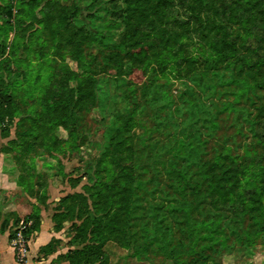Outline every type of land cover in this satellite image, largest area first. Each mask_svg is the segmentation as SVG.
Segmentation results:
<instances>
[{
	"label": "trees",
	"instance_id": "obj_1",
	"mask_svg": "<svg viewBox=\"0 0 264 264\" xmlns=\"http://www.w3.org/2000/svg\"><path fill=\"white\" fill-rule=\"evenodd\" d=\"M51 1L15 0L14 25L12 3L0 24V137H9L19 115L17 77L27 78L22 66L29 54L67 55L82 67L81 73L62 70L39 87L40 108L31 120L50 138L62 128L65 143L77 148L83 113L95 107L99 114L103 179L85 188L86 195L60 199L51 216L55 230L65 220H79L72 239L82 247L68 250L65 259L93 264L115 241L139 260L151 251L175 264H207L235 247L264 244V0H231L212 10L199 35L213 66L197 76V94L187 87L178 98L164 73L185 60L189 32L174 7H185L201 23L210 9L205 0H122L124 33L117 41L94 27L101 18L96 12L81 18L77 3ZM41 2L52 5L39 8L37 18ZM87 48L99 49L97 56ZM134 72L144 80H134ZM10 76L14 80L6 82ZM18 134L24 143L37 131ZM32 148L26 142L25 153ZM17 184L23 188V180ZM0 214L1 231L11 218V240L22 220ZM23 222H30L23 231L29 241L40 229V208L34 206ZM54 251L52 243L40 249L44 257Z\"/></svg>",
	"mask_w": 264,
	"mask_h": 264
},
{
	"label": "rangeland",
	"instance_id": "obj_2",
	"mask_svg": "<svg viewBox=\"0 0 264 264\" xmlns=\"http://www.w3.org/2000/svg\"><path fill=\"white\" fill-rule=\"evenodd\" d=\"M54 1L58 6H70L72 3H77L81 10V18L90 12H96L101 18L93 22L94 27L116 41L124 33L122 14L125 5L122 0H52L51 2ZM205 1L209 4L210 9L206 11V15L201 14L202 24L190 10L177 4L174 7L175 16L187 23L185 30L189 32V39L185 41V60L180 61L179 65H170L164 73L169 80V90L175 98H178L187 87L197 94V86L194 84L197 81V76L213 66V61L208 57V49L200 39L199 30L208 26L207 22L212 20L211 12L214 8L219 4L226 6L231 0ZM11 3L12 16L9 18V22L14 25L16 10L13 4H15V0H0V24H4L8 19L7 9ZM52 3L41 2L35 10L37 18H40L39 8H43L45 4L51 6ZM36 28L38 27L35 24L27 31V34H31ZM12 38L13 32L9 34L7 44ZM30 48H39V45L32 44ZM61 49L65 52L63 47ZM86 50V54L96 56L99 51L97 48H87ZM54 53L57 54V51ZM18 54L24 57L21 49ZM30 57L31 60L22 66L23 71L27 72V78L17 77L19 81L21 80L16 87L19 115L10 123L9 137L5 139L0 137V182L3 190L7 188L9 190V197H0V213L12 214V217L21 218L23 221V218L34 210V206H38L40 211L44 210V216L52 224V237L48 243H52V246L55 247V251L49 256V258L51 257L49 264H70L65 259L67 251L82 247L72 239L73 226L79 224V220L75 218L73 221L65 220L62 223V228L55 230L51 216L54 209L59 206L60 199L75 193L86 195L85 188H89L103 179V175L97 167L101 145V137L97 132L99 114L95 107H90L83 113L84 137L78 142L77 148L65 143L68 136L65 130L60 127L56 128L55 136L52 134L51 138L50 132L47 133L46 129L32 127L31 120L35 117L32 110L40 108L36 101L39 87L56 80L62 70L68 68V70L81 73L82 67L67 55L64 59L52 54L45 59H38L29 54V59ZM124 69L129 70L127 63H125ZM0 76L3 77L2 74ZM133 79L144 80L139 72L133 73ZM13 80V76L5 78L6 82ZM33 89L34 94L27 93ZM29 128H35L37 136L28 137L26 142L32 143L33 148L31 152L25 153L26 142L21 143L18 133ZM136 132H140V129ZM20 179L23 180V188L17 184ZM39 198L41 201H38ZM221 212L226 214L227 210L224 208ZM11 222L10 218L7 224L11 225ZM53 240H57L55 241L57 243H54ZM102 253V258L93 264H175L173 260L163 255H155L151 251H149L147 260H139L132 254V251L120 247L115 241L107 242L102 248ZM38 256V259L41 258L43 253ZM20 264H24V261ZM207 264H264V244L258 242L252 247H235L221 253L213 260H209Z\"/></svg>",
	"mask_w": 264,
	"mask_h": 264
},
{
	"label": "crops",
	"instance_id": "obj_3",
	"mask_svg": "<svg viewBox=\"0 0 264 264\" xmlns=\"http://www.w3.org/2000/svg\"><path fill=\"white\" fill-rule=\"evenodd\" d=\"M1 186L2 184L0 182V197H9L8 188L6 190H3ZM44 212V210L40 211L41 225L39 231L34 234L33 237L28 241V250L25 256L26 258L24 259V264H49L51 262V257L49 258L50 255L46 257L42 256L38 259L40 249L45 246L52 237V224H50V220L44 216ZM2 222L3 217L0 214V264H17L14 257V251L9 239L11 225L6 224L3 231H1Z\"/></svg>",
	"mask_w": 264,
	"mask_h": 264
},
{
	"label": "built area",
	"instance_id": "obj_4",
	"mask_svg": "<svg viewBox=\"0 0 264 264\" xmlns=\"http://www.w3.org/2000/svg\"><path fill=\"white\" fill-rule=\"evenodd\" d=\"M30 225V222L21 221L15 229L14 237L10 240L11 246L14 251V257L17 264L24 261L27 249L28 241L23 236V231Z\"/></svg>",
	"mask_w": 264,
	"mask_h": 264
}]
</instances>
